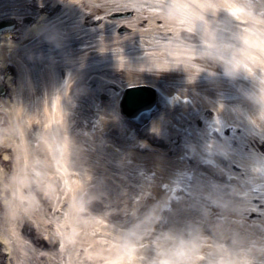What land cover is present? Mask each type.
<instances>
[{"label":"bare ground","instance_id":"6f19581e","mask_svg":"<svg viewBox=\"0 0 264 264\" xmlns=\"http://www.w3.org/2000/svg\"><path fill=\"white\" fill-rule=\"evenodd\" d=\"M151 2L0 0V264H124L112 223L163 202L158 229L210 232L213 190L238 205L228 227L264 235L259 69L168 64L191 52ZM138 85L157 107L142 126L118 108Z\"/></svg>","mask_w":264,"mask_h":264},{"label":"clouds","instance_id":"9594fccd","mask_svg":"<svg viewBox=\"0 0 264 264\" xmlns=\"http://www.w3.org/2000/svg\"><path fill=\"white\" fill-rule=\"evenodd\" d=\"M144 7L172 24L173 42L191 52L181 59L169 54L168 64L196 71L211 67L212 72L219 65L228 76L257 75L259 69L258 78L264 81V0H152ZM207 195L222 213L207 225L210 232L201 222L158 229L163 202L127 226L112 223L121 248L131 250L124 264H264V235H244L228 227L226 217L238 205L217 190ZM202 213L210 217L208 207Z\"/></svg>","mask_w":264,"mask_h":264},{"label":"water","instance_id":"95a60500","mask_svg":"<svg viewBox=\"0 0 264 264\" xmlns=\"http://www.w3.org/2000/svg\"><path fill=\"white\" fill-rule=\"evenodd\" d=\"M11 27L12 23L7 21L0 22V29ZM121 109L124 114L130 117L139 126L146 123L157 109L156 99L153 90L146 85H138L127 88Z\"/></svg>","mask_w":264,"mask_h":264},{"label":"flooded vegetation","instance_id":"af4514ba","mask_svg":"<svg viewBox=\"0 0 264 264\" xmlns=\"http://www.w3.org/2000/svg\"><path fill=\"white\" fill-rule=\"evenodd\" d=\"M6 157H8V156H6ZM5 197H2V199H4ZM0 203H1V201H0ZM0 212H1V209H0Z\"/></svg>","mask_w":264,"mask_h":264},{"label":"rangeland","instance_id":"374dc122","mask_svg":"<svg viewBox=\"0 0 264 264\" xmlns=\"http://www.w3.org/2000/svg\"><path fill=\"white\" fill-rule=\"evenodd\" d=\"M122 94V93H121ZM120 97H121V95H120ZM118 108H119V102H118ZM144 125V124H143ZM142 126V125H141ZM1 259V258H0Z\"/></svg>","mask_w":264,"mask_h":264}]
</instances>
